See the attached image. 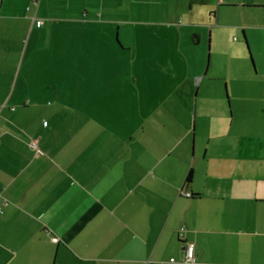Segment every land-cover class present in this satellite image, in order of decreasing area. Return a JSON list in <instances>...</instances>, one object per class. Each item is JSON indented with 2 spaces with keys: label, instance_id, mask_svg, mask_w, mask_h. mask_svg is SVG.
<instances>
[{
  "label": "crops",
  "instance_id": "crops-1",
  "mask_svg": "<svg viewBox=\"0 0 264 264\" xmlns=\"http://www.w3.org/2000/svg\"><path fill=\"white\" fill-rule=\"evenodd\" d=\"M188 5L0 0V264H182L186 243L195 264H264V121L235 132L212 116L197 142L184 124L91 116L123 96L100 87L106 67L136 56L138 24L178 59L154 65H182L207 34L212 59L243 49L256 72L264 0ZM168 91L142 96L155 103L131 93L130 115L169 111Z\"/></svg>",
  "mask_w": 264,
  "mask_h": 264
},
{
  "label": "rangeland",
  "instance_id": "rangeland-1",
  "mask_svg": "<svg viewBox=\"0 0 264 264\" xmlns=\"http://www.w3.org/2000/svg\"><path fill=\"white\" fill-rule=\"evenodd\" d=\"M197 9L202 8L198 7ZM141 20L145 23L148 20L160 22L162 19L141 17ZM137 28V40L131 41L132 44L137 45L134 49L136 56L131 57L129 52H124L119 58L121 60L119 66L106 67V80L101 83L100 87L109 95L110 90H112L111 86L115 85L113 93L123 92V96L117 100L116 98L111 99L110 95L105 101L108 110L105 113L91 116L97 117L99 121L105 122L109 127L116 126L117 123L131 121H164L184 124L186 127L189 126L191 131L190 140L192 137L194 138L196 133L195 138L199 139L197 142H201L202 135L206 136V132H208L206 126L212 120V116L222 118L220 120L226 125L231 121L235 132H243L242 127L252 128L256 124L263 125L264 56L257 53L258 49L264 53L263 40L257 43L255 49L249 47L251 54L252 50L254 53L252 60H254L253 63L256 67L255 73L251 69L249 59L243 52V46L240 48L242 49L241 58L223 56L212 59L211 47L207 54V45L205 44L207 34L202 37L200 44L190 48L186 55L187 59H182V65L162 66L154 65L152 61L159 59L158 62H161L163 58L160 57L163 56L169 57L163 59L166 63L178 60L170 58L172 51L168 47L169 42L163 41L160 30L150 32L148 31L149 26L145 24H138ZM119 43L122 47L129 46L122 36L119 37ZM106 59H112V57L107 56ZM130 59H135L136 63L148 65L134 66ZM148 59H152V61ZM171 87H175V90L169 93L168 90ZM153 90L168 91L169 96L163 105L169 111L163 109V113L160 110L147 118L142 115L143 113L130 115L128 96L135 93L139 96V101L145 102L147 100L150 103H155L158 99L151 100L148 97H142L148 91ZM124 91L129 92L125 93ZM227 101L229 106H227ZM118 108L121 109L119 113L116 112Z\"/></svg>",
  "mask_w": 264,
  "mask_h": 264
},
{
  "label": "built area",
  "instance_id": "built-area-1",
  "mask_svg": "<svg viewBox=\"0 0 264 264\" xmlns=\"http://www.w3.org/2000/svg\"><path fill=\"white\" fill-rule=\"evenodd\" d=\"M39 24L40 23H37V26ZM44 125H45V123H44ZM181 230L183 231L184 229L181 228ZM51 241L56 243L57 239L56 238H52ZM169 262L172 263L174 261H173V259H170ZM181 263L182 264H195L194 246L192 244L186 243L184 245L183 253H182V256H181ZM146 264H149V263H146Z\"/></svg>",
  "mask_w": 264,
  "mask_h": 264
},
{
  "label": "trees",
  "instance_id": "trees-1",
  "mask_svg": "<svg viewBox=\"0 0 264 264\" xmlns=\"http://www.w3.org/2000/svg\"><path fill=\"white\" fill-rule=\"evenodd\" d=\"M194 3H203V0H189V5L188 6H190V5H193ZM189 180H190V173L187 175V178H186V183H188L189 182Z\"/></svg>",
  "mask_w": 264,
  "mask_h": 264
}]
</instances>
